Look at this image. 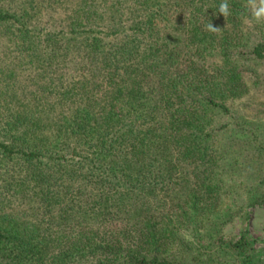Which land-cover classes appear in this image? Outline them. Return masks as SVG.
<instances>
[{"label": "trees", "instance_id": "16d2710c", "mask_svg": "<svg viewBox=\"0 0 264 264\" xmlns=\"http://www.w3.org/2000/svg\"><path fill=\"white\" fill-rule=\"evenodd\" d=\"M52 1L45 37L0 10V204L33 219L0 213V264H187L169 223L211 207L216 119L264 65L246 0L227 17L221 0Z\"/></svg>", "mask_w": 264, "mask_h": 264}, {"label": "rangeland", "instance_id": "374dc122", "mask_svg": "<svg viewBox=\"0 0 264 264\" xmlns=\"http://www.w3.org/2000/svg\"><path fill=\"white\" fill-rule=\"evenodd\" d=\"M52 2L0 0V10L17 17L27 14L30 24L39 21V31L45 37L48 32L61 30L51 19L52 11L51 14L48 11ZM244 22L247 40L257 36L260 42L264 36L262 23L247 19ZM9 25H0V63L5 59L2 49L9 46H3ZM245 64L243 75L248 88L227 99L229 115L216 119V125H222L224 130L209 140L213 145L210 179L217 185L219 194L215 193L210 200L211 207L203 204L205 210H202L191 205L188 213H174V222L172 219L169 223V233L176 242L165 240L163 249L171 256H182L187 264H245L248 255L254 257L255 264H264V65ZM250 66L254 70L250 71ZM5 92L0 88V97ZM4 211L20 219L22 225L33 220L26 216L31 211L15 198L5 207L0 204V213ZM242 240H245L244 247L232 250L231 246Z\"/></svg>", "mask_w": 264, "mask_h": 264}, {"label": "clouds", "instance_id": "9594fccd", "mask_svg": "<svg viewBox=\"0 0 264 264\" xmlns=\"http://www.w3.org/2000/svg\"><path fill=\"white\" fill-rule=\"evenodd\" d=\"M246 12L256 23L264 22V0H246L244 5ZM217 12L224 17L231 15L228 0H221L217 7ZM209 29L216 31L217 28L209 25Z\"/></svg>", "mask_w": 264, "mask_h": 264}]
</instances>
